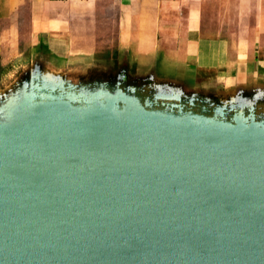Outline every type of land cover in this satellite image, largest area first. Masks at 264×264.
I'll return each instance as SVG.
<instances>
[{"label": "water", "instance_id": "1", "mask_svg": "<svg viewBox=\"0 0 264 264\" xmlns=\"http://www.w3.org/2000/svg\"><path fill=\"white\" fill-rule=\"evenodd\" d=\"M70 71L0 91V264H264V85Z\"/></svg>", "mask_w": 264, "mask_h": 264}, {"label": "crops", "instance_id": "2", "mask_svg": "<svg viewBox=\"0 0 264 264\" xmlns=\"http://www.w3.org/2000/svg\"><path fill=\"white\" fill-rule=\"evenodd\" d=\"M25 1L0 0V20L16 17ZM116 1L115 53L117 57H127L139 70L150 71L156 67L187 81L194 88L202 82L214 86L223 84L226 92L237 86L264 85V5L258 8L251 42L230 46L226 40L205 34L200 0ZM29 2L31 31L28 42L29 51L33 52L30 58L41 55L53 59L67 56L63 51L74 49L85 54L81 58L90 62H67L72 72L89 69L97 45L92 42L90 46L76 48L66 44V38L72 37L75 27L62 20L64 13H59L56 19L49 12L62 1ZM52 22H58L57 34Z\"/></svg>", "mask_w": 264, "mask_h": 264}, {"label": "rangeland", "instance_id": "3", "mask_svg": "<svg viewBox=\"0 0 264 264\" xmlns=\"http://www.w3.org/2000/svg\"><path fill=\"white\" fill-rule=\"evenodd\" d=\"M61 1L58 5L51 7L49 12L52 18L56 19L59 13H64L62 20L70 27H75V30L73 29L75 32L70 35L71 39L66 38V44L76 48L90 46L92 42L96 44L95 57L94 60L92 59L93 65L103 69L118 56L115 53L116 40L114 38L118 2L116 0ZM200 4L204 32L207 37L221 38L228 41L230 46H235L237 43L242 45L251 42L258 8L264 5V0H200ZM57 23H51L56 34ZM30 31L29 0L19 7L16 17L0 20V91L13 83L24 68L31 63L30 56L33 52L29 51ZM231 52L235 51L231 50ZM63 53L67 56L52 57L58 66L70 68L71 65L67 62L75 60L90 62V60L81 58L85 54L79 50H65Z\"/></svg>", "mask_w": 264, "mask_h": 264}, {"label": "flooded vegetation", "instance_id": "4", "mask_svg": "<svg viewBox=\"0 0 264 264\" xmlns=\"http://www.w3.org/2000/svg\"><path fill=\"white\" fill-rule=\"evenodd\" d=\"M93 70V71H91ZM151 71V70H150ZM150 71L139 70L135 63L130 62L127 57H116L111 63L107 64L103 69H99L96 65L91 66L87 70L77 71L70 74V79L74 82L87 81L89 79H109L121 78L128 82H135L137 84H148V80H142L140 75H147ZM246 87V86H245ZM225 85L214 86L213 84L198 83L195 89L201 93H209L219 98L226 93ZM239 88V86H237ZM264 112V103L260 102L257 106V113Z\"/></svg>", "mask_w": 264, "mask_h": 264}]
</instances>
